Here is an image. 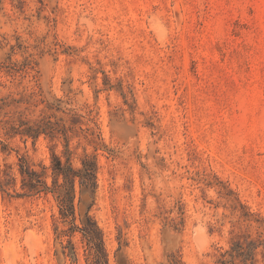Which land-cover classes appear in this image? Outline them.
I'll return each mask as SVG.
<instances>
[{
  "label": "rangeland",
  "instance_id": "1",
  "mask_svg": "<svg viewBox=\"0 0 264 264\" xmlns=\"http://www.w3.org/2000/svg\"><path fill=\"white\" fill-rule=\"evenodd\" d=\"M86 158L109 264H264V0H0V264L90 263Z\"/></svg>",
  "mask_w": 264,
  "mask_h": 264
},
{
  "label": "trees",
  "instance_id": "2",
  "mask_svg": "<svg viewBox=\"0 0 264 264\" xmlns=\"http://www.w3.org/2000/svg\"><path fill=\"white\" fill-rule=\"evenodd\" d=\"M55 171L63 173L66 179V184L59 185L55 182L56 187H60V203H61V215L66 218L72 216V226L70 229L77 230L81 233L82 238L86 243V249L88 255L90 256L89 264H109L108 263V253L106 250V241L104 238L103 231L97 225L96 221L89 214L90 206H87L83 217L81 219L80 225L75 224L74 222V204H73V192H74V181L78 177L80 186H83L86 190L94 192L96 188V163L94 160L86 158L82 161V168L74 170L72 167L62 166L59 160H56L54 167ZM32 185L31 187H33ZM46 188H48L46 186ZM63 188V190L61 189ZM249 252L241 250L240 244H235L232 247V252H228L230 259H218L217 263L219 264H235L234 257L240 255H248ZM224 254H221L223 256ZM247 259V258H246ZM173 264H182L178 262H173Z\"/></svg>",
  "mask_w": 264,
  "mask_h": 264
}]
</instances>
